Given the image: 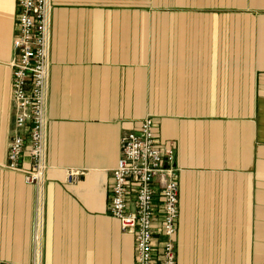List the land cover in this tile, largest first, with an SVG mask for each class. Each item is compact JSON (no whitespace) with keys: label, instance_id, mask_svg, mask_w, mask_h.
Listing matches in <instances>:
<instances>
[{"label":"crops","instance_id":"0c3cea01","mask_svg":"<svg viewBox=\"0 0 264 264\" xmlns=\"http://www.w3.org/2000/svg\"><path fill=\"white\" fill-rule=\"evenodd\" d=\"M223 3L138 20L137 0H51L38 186L5 166L20 5L0 0V263L136 264L109 205L122 139L151 116L176 153L177 264H264V0Z\"/></svg>","mask_w":264,"mask_h":264},{"label":"built area","instance_id":"2783aa9c","mask_svg":"<svg viewBox=\"0 0 264 264\" xmlns=\"http://www.w3.org/2000/svg\"><path fill=\"white\" fill-rule=\"evenodd\" d=\"M14 40L13 99L16 129L6 167L28 184L43 186L47 175L51 0H19ZM123 152L111 186L109 212L135 236L136 264H177L179 183L172 144L158 143L154 119L122 139ZM27 157L29 168L21 167ZM77 175L69 172L70 180ZM6 264V263H0Z\"/></svg>","mask_w":264,"mask_h":264},{"label":"rangeland","instance_id":"374dc122","mask_svg":"<svg viewBox=\"0 0 264 264\" xmlns=\"http://www.w3.org/2000/svg\"><path fill=\"white\" fill-rule=\"evenodd\" d=\"M137 2L138 20H161L163 13L167 16L165 19L172 15L178 16L179 19H193L200 12H210L226 5L223 3L226 0H137Z\"/></svg>","mask_w":264,"mask_h":264}]
</instances>
